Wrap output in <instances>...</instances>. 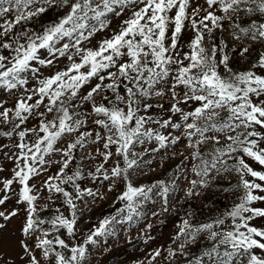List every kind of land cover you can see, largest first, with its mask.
<instances>
[{
  "label": "snow or ice",
  "instance_id": "obj_1",
  "mask_svg": "<svg viewBox=\"0 0 264 264\" xmlns=\"http://www.w3.org/2000/svg\"><path fill=\"white\" fill-rule=\"evenodd\" d=\"M57 9L66 11L43 31L18 30ZM126 12L109 38L94 49L82 46L108 28L110 14L120 17ZM0 21V91L16 97L11 107L0 100V121L10 126L0 135L18 137L12 147L0 144V150L8 149L4 159L13 164L10 176L0 178V264H82L87 245L98 246L99 238L114 234L113 225L132 221L140 198L146 199L152 188L136 186L131 171L140 167L146 154L181 139L169 138L151 125L183 127L191 155L199 161L193 167L199 179L190 181L188 195H199L196 188L208 187L213 172L219 176L234 171L242 190L238 202L211 222L193 225L184 220L177 236L183 239L177 249L168 250V258L189 257L190 246L203 240L199 254L186 264H264V225L253 223L264 218V207L256 206L264 203V51L259 50L264 48V0H203L202 4L198 0H0ZM226 25L232 39L240 42L237 47L230 48L213 36ZM189 26L188 50L181 51L182 34ZM66 37L74 42L57 47ZM254 48L257 56L250 67L234 72L231 53L238 51L243 59ZM41 50L53 58H42ZM57 54L66 57L69 65L41 78L33 62L50 66ZM30 78L38 81L36 87H27ZM93 78L98 82L81 93ZM152 97H171L167 118L151 115ZM86 103L89 109L83 110ZM189 103L194 107L186 110ZM172 115H178L183 125L174 122ZM30 118H39L37 126L22 127ZM89 123L94 125L91 130L86 129ZM30 134L35 139L29 143ZM153 140L159 148L147 146ZM92 145L96 147L88 152ZM137 145L143 147L137 151ZM78 149H84L85 155L78 156ZM53 154L60 158L53 160ZM96 157L101 162L87 175L108 181V191L118 182L123 184L117 199L124 207L90 229L83 243L70 245L54 233L65 229L67 236H75L74 198L85 194L93 200L103 198L92 188L82 189L76 181L84 179L85 173L70 166L77 158L91 162ZM52 164L58 165L56 172L48 173ZM41 173L47 175L39 185L31 183ZM68 184L74 192L63 186ZM42 189L57 194L48 200L62 198L71 215L57 206L51 220L40 218L39 212L47 208L38 206ZM168 191L162 187L163 196ZM21 206L24 219L17 237L8 226L20 215ZM159 256L157 250L152 258Z\"/></svg>",
  "mask_w": 264,
  "mask_h": 264
},
{
  "label": "rangeland",
  "instance_id": "obj_2",
  "mask_svg": "<svg viewBox=\"0 0 264 264\" xmlns=\"http://www.w3.org/2000/svg\"><path fill=\"white\" fill-rule=\"evenodd\" d=\"M199 3H203V0H198ZM66 9L49 10L47 13L28 21L21 26H18V30L23 31L28 29L30 31L41 32L48 25L57 22L58 18L64 14ZM125 15L116 17L110 14L111 20L108 28L97 32L90 40L83 43L85 48H96L98 44L109 38L114 31H116ZM2 22V21H0ZM243 26V25H242ZM231 30L228 26H225L224 31H217L213 33V36L217 41H224L230 48L237 47L240 42L234 41L231 37ZM192 36V31L189 29L182 34V40L180 43L181 51L188 50L189 37ZM74 40L64 38L59 42L57 47H62L64 43H72ZM260 51H264V48H260ZM7 54V53H5ZM42 58L49 59L50 57L46 50H41ZM233 59L231 61V67L234 72H240L248 69L251 63L256 59L257 51L254 48L249 54H246L243 59L239 57L238 51L231 53ZM79 61V57H75ZM36 67L40 69L39 76L41 78L53 75L56 71L64 70L70 61L66 57H60L58 54L54 58V63L50 66L39 65L38 62H33ZM223 73V69H221ZM98 81L93 78L88 84L84 85L80 89L81 93L86 94L91 87ZM109 81H105L107 83ZM38 81L29 79L27 87H36ZM20 92L19 89L14 90ZM178 91H180L178 89ZM105 93H101L100 96ZM100 96H97V101H100ZM15 95H9L3 91H0V100L7 101L5 107H11L15 103ZM79 103V101H77ZM151 103L154 105V109L151 110V115L155 119L167 118L169 113L166 111L171 103V97L161 100L158 97H152ZM163 103L164 108L155 107V105ZM194 107L189 103L186 106L187 109ZM83 110H88L89 105L86 103L82 106ZM41 111L43 108L40 109ZM223 115V113H222ZM48 118H52V114H48ZM39 118H30L22 127L35 128L37 126ZM174 122H183L179 120L178 115H172ZM94 127L91 123L86 125L87 130H91ZM154 129L161 133L172 136H180L181 139L177 144H169L165 148H159V145L154 140L148 142V147H157L159 151L150 152L146 154L141 160L140 167L134 171H131L130 179L136 186L151 187L152 191L148 194V197L140 198L139 207L137 209L138 214L133 216L132 221L125 220L123 223L113 225L114 234H109L105 237H101L99 245H87L88 254L86 260L82 264H186L187 259L193 258L198 255L202 245L205 243L203 240L195 246H190L189 257L177 255L174 259L168 258L169 249H177L178 244L183 239L177 240L179 230L182 227L184 220H189L193 225H199L202 223L211 222L213 219L220 217L222 213H226L238 202V197L242 194V190L238 187L239 177L234 171L224 173L217 176L215 172L212 175L215 177L211 179L208 187H198L194 191L199 195H188V190L191 188L190 181L193 179H199L193 171L195 164L199 163L198 160L193 159L191 155V149L187 146V142L183 137V127L181 129H162L158 125H151ZM9 125H4L0 121V132H3ZM99 130V129H97ZM30 143L35 139L34 134H30L27 138ZM18 140V137L8 138L0 135V144H7L12 147ZM96 146L92 145L88 148V152H92ZM143 146L137 145L136 149L139 151ZM15 150V149H14ZM209 148L205 147L204 151H208ZM8 152L7 148L0 150V167H3V172H0V178L9 177L13 164L10 160L4 159L5 153ZM85 155L84 149H78V156ZM60 157L53 154L52 159L58 160ZM47 159V157H46ZM151 161V163H145ZM101 162L100 157H96L94 161L80 160L77 158L74 161V165L70 166L72 171H75L76 167H80L85 173V178L76 181L83 188H92L94 191L101 193L103 198L97 197L93 200V197H88L86 194L81 199H75L74 202L78 208V223L77 232L75 236H67L66 230L61 229L60 232L54 233V235H60L70 245L83 243L89 234L90 229H94L99 226L100 222L107 217L117 215V210L124 207V202L117 199L123 184L119 182L113 188L112 191H108L109 182L104 181L102 178L94 179L88 176L89 171H94L95 167H98ZM249 162L258 167L254 161L249 159ZM231 163V161L229 162ZM58 165L52 164L47 166L48 173H55ZM106 167H111L109 162ZM68 171V170H66ZM72 174L71 171L68 172ZM47 173H41V176L35 178L31 183L39 185L40 181ZM161 182H163L161 184ZM60 183V181H55ZM159 185V186H157ZM66 190L74 192L71 184L63 185ZM167 186L169 191L165 196L162 195V187ZM13 188L18 192L19 186L13 185ZM40 199L38 200V206L43 208L47 205L46 210L39 212V217L45 221L51 220L55 213L57 206H60V210L65 212V215L70 216V212L66 211L67 206L63 204L62 198H55L54 202L48 200L49 195L56 196L57 194H50L45 190H41L38 194ZM15 200V196H13ZM256 206L264 207V203L256 202ZM165 208L167 210H165ZM127 213L125 212L124 215ZM119 218V217H118ZM24 212L23 206H21L20 215L13 219L9 224V233L19 237V228L23 223ZM254 224L264 225V218L253 221ZM44 228H49L47 223L43 225ZM61 233H63L61 235ZM64 251L67 255V250ZM157 250L161 251V256L153 260V253Z\"/></svg>",
  "mask_w": 264,
  "mask_h": 264
}]
</instances>
